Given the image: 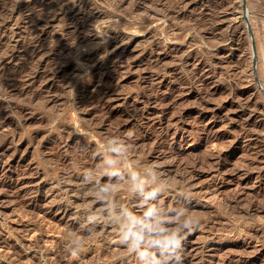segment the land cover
<instances>
[{"label":"rangeland","instance_id":"rangeland-1","mask_svg":"<svg viewBox=\"0 0 264 264\" xmlns=\"http://www.w3.org/2000/svg\"><path fill=\"white\" fill-rule=\"evenodd\" d=\"M177 253L264 264V0H0V264Z\"/></svg>","mask_w":264,"mask_h":264},{"label":"clouds","instance_id":"clouds-1","mask_svg":"<svg viewBox=\"0 0 264 264\" xmlns=\"http://www.w3.org/2000/svg\"><path fill=\"white\" fill-rule=\"evenodd\" d=\"M114 151L117 149H113ZM135 179V176L133 177ZM125 222L123 224L122 232V241L130 243L131 249L139 251L141 259L146 257L148 253L141 250V246L145 243V232H154L155 235L151 236L148 239V244L151 246H162L164 248L170 249H180L181 248V239L173 233L171 235L165 234V230L157 227H154L149 218L154 215V209L149 208L145 213L143 218L136 217L130 212H125ZM192 221H186L185 227L189 228V231H192L191 228ZM176 260L181 261L182 258L177 253ZM152 264H160L159 261L153 259Z\"/></svg>","mask_w":264,"mask_h":264},{"label":"bare ground","instance_id":"bare-ground-1","mask_svg":"<svg viewBox=\"0 0 264 264\" xmlns=\"http://www.w3.org/2000/svg\"><path fill=\"white\" fill-rule=\"evenodd\" d=\"M229 46H230V45H229ZM195 77H196V76H195ZM195 77H194V78H195ZM198 102H199V101H198ZM209 109H210V108H209ZM245 117H246V115H245ZM217 162H218V161H217ZM176 163H177V162H176ZM198 168H199V167H198ZM193 173H194V172H193ZM177 178H178V177H177ZM206 198H207V197H206ZM233 202H234V201H233ZM183 224H184V223H183ZM169 256H170V255H169ZM163 260H164V259H163ZM165 263H166V262H165Z\"/></svg>","mask_w":264,"mask_h":264}]
</instances>
